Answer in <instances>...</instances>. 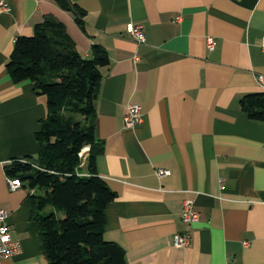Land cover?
Returning a JSON list of instances; mask_svg holds the SVG:
<instances>
[{"label":"crops","instance_id":"crops-1","mask_svg":"<svg viewBox=\"0 0 264 264\" xmlns=\"http://www.w3.org/2000/svg\"><path fill=\"white\" fill-rule=\"evenodd\" d=\"M0 1V210L20 244L0 264H45L26 192L10 191L4 172L38 151L45 99L12 83L5 65L15 38L45 16L64 25L82 57L97 45L108 58L95 101V170L115 194L103 238L126 264H264V125L240 108L244 95L262 93L264 0H69L84 11V31L52 0ZM128 23L142 26L143 44ZM129 104L142 119L132 129L122 121ZM186 201L198 215L189 226ZM183 232L188 245H174Z\"/></svg>","mask_w":264,"mask_h":264},{"label":"trees","instance_id":"trees-1","mask_svg":"<svg viewBox=\"0 0 264 264\" xmlns=\"http://www.w3.org/2000/svg\"><path fill=\"white\" fill-rule=\"evenodd\" d=\"M84 31V11L69 0H52ZM108 58L92 45L82 57L51 16L18 36L5 65L12 83L28 82L45 99V116L34 133L35 159L12 160L6 178L26 192L45 264H126L125 251L103 238L104 210L115 194L95 170L102 142L95 137V101ZM240 108L264 125V93L244 95Z\"/></svg>","mask_w":264,"mask_h":264},{"label":"built area","instance_id":"built-area-1","mask_svg":"<svg viewBox=\"0 0 264 264\" xmlns=\"http://www.w3.org/2000/svg\"><path fill=\"white\" fill-rule=\"evenodd\" d=\"M7 11V5L0 1V12ZM126 33L137 43L143 44L145 42V36L143 34L142 26L128 23L125 26ZM205 45L208 50L213 48L214 42L211 37L205 39ZM259 49L264 54V36L260 39ZM256 82L259 85L261 91L264 93V76L257 75ZM123 126L127 129H132L139 125L142 121L140 109L137 105L129 104L125 108V113L122 118ZM157 177H163L168 175V172L162 169L156 171ZM7 187L10 191H14L19 188V184L15 180H6ZM7 214L5 211L0 210V260L11 258L17 255L20 251V244L14 241L9 236V227L6 222ZM198 220L197 213L191 208V204L186 201L182 205L181 221L184 224L192 225ZM173 244L177 246H186L190 241V234L183 232L174 234L172 238Z\"/></svg>","mask_w":264,"mask_h":264}]
</instances>
